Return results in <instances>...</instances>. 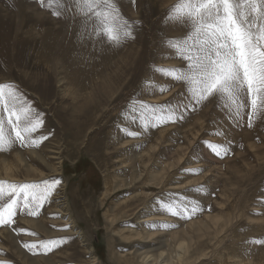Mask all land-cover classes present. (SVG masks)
Wrapping results in <instances>:
<instances>
[{
    "label": "rangeland",
    "instance_id": "1",
    "mask_svg": "<svg viewBox=\"0 0 264 264\" xmlns=\"http://www.w3.org/2000/svg\"><path fill=\"white\" fill-rule=\"evenodd\" d=\"M111 3L133 31L112 44L75 0H0V208L13 186H39L0 225V264H264V115L249 128L250 109L238 117L223 97L192 110L174 79L186 62L167 43L191 31L168 15L181 0ZM20 111L31 115L21 131L43 121L24 144L8 122ZM173 112L183 118L157 119ZM106 176L115 191L104 197ZM173 201L202 211L174 217L162 208ZM55 239L66 242L45 252Z\"/></svg>",
    "mask_w": 264,
    "mask_h": 264
},
{
    "label": "snow or ice",
    "instance_id": "2",
    "mask_svg": "<svg viewBox=\"0 0 264 264\" xmlns=\"http://www.w3.org/2000/svg\"><path fill=\"white\" fill-rule=\"evenodd\" d=\"M78 13L85 17L89 14L96 18L97 26L92 33L95 38L103 37L106 42L119 43L123 39L132 38V25L122 21L111 0H75ZM106 9V10H104ZM71 10V7L69 8ZM53 15L59 16L60 12ZM169 18L190 25V34L182 40L170 39L168 47L178 51L186 62L187 71L174 73L176 81L186 82L192 110L195 106L209 100L210 97H223L230 108L239 117L246 112L248 127H253L257 116L264 115V0H181ZM13 89L12 95H15ZM4 102L3 86H0V103ZM185 111H188L186 108ZM15 116V120L11 117ZM182 115L171 113L167 118L157 117L163 123L166 120L176 122ZM21 120H31L30 111L11 112L9 124L15 135V140L24 144L25 133L37 131V124L42 126V120H36L31 127L20 130ZM129 136H137V132H128ZM46 136L40 137L43 142ZM35 145L37 141L34 139ZM5 144L3 111H0V151ZM217 156H221L220 145H208ZM228 149H224L226 155ZM0 182V192H2ZM58 179L44 181L46 187L40 196V206L51 196ZM38 185L23 184L13 186L9 195L11 201L0 208V225H8L15 215V205L21 192L25 193L24 207H28L27 193ZM19 188V191H17ZM31 199H37L33 193ZM162 208L170 215L180 218H190L202 209L193 204H162ZM37 208L29 209L30 215H36ZM150 228L159 227L149 225ZM167 228L169 226L164 225ZM66 241L55 239L42 242L45 252L59 247ZM264 243V241H257ZM39 246L33 245L32 249ZM31 250V249H30Z\"/></svg>",
    "mask_w": 264,
    "mask_h": 264
},
{
    "label": "bare ground",
    "instance_id": "3",
    "mask_svg": "<svg viewBox=\"0 0 264 264\" xmlns=\"http://www.w3.org/2000/svg\"><path fill=\"white\" fill-rule=\"evenodd\" d=\"M55 172H58V169H56ZM104 188H105L104 197L112 194V192L115 191V188H114V185H113V178H111L110 176H106L105 177V180H104ZM185 247H186V245L184 243H180V245L178 246V248L180 250L181 249H184ZM177 257L179 258V260L182 259V258H180L181 257V254L179 252L177 253ZM150 258L151 257H145L146 263H150V261H151Z\"/></svg>",
    "mask_w": 264,
    "mask_h": 264
}]
</instances>
